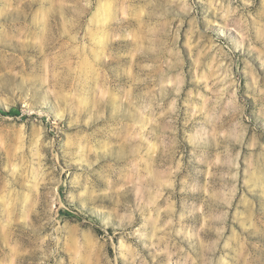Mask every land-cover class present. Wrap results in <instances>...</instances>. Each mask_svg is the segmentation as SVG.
Returning <instances> with one entry per match:
<instances>
[{"label":"rangeland","instance_id":"obj_1","mask_svg":"<svg viewBox=\"0 0 264 264\" xmlns=\"http://www.w3.org/2000/svg\"><path fill=\"white\" fill-rule=\"evenodd\" d=\"M0 264H264V0H0Z\"/></svg>","mask_w":264,"mask_h":264}]
</instances>
